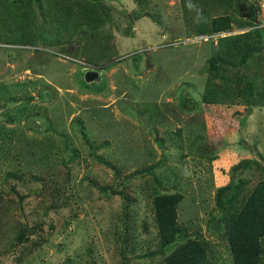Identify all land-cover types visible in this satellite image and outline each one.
<instances>
[{"label":"rangeland","instance_id":"374dc122","mask_svg":"<svg viewBox=\"0 0 264 264\" xmlns=\"http://www.w3.org/2000/svg\"><path fill=\"white\" fill-rule=\"evenodd\" d=\"M237 1L0 0V264H165L159 194L183 197L173 248L200 241L209 264H233L226 233L264 181V106L202 94L219 38L250 29L205 32L248 21ZM242 2L263 27L264 0ZM262 57L226 73L259 86Z\"/></svg>","mask_w":264,"mask_h":264},{"label":"trees","instance_id":"16d2710c","mask_svg":"<svg viewBox=\"0 0 264 264\" xmlns=\"http://www.w3.org/2000/svg\"><path fill=\"white\" fill-rule=\"evenodd\" d=\"M135 1L139 5L143 0ZM203 1L218 4L220 0ZM247 6L248 8L252 7L249 4ZM252 8L254 9V7ZM77 26L81 27V25ZM233 26L237 29L250 26V29L242 34L219 38L217 50L209 61L210 78L202 94V103L205 106H228L240 98L247 105V111L250 113L252 107L257 104L264 106V81H261L258 86L257 81L247 75L229 76L226 73V66L230 63L237 67L247 66L249 62H253L256 56L263 54L264 26L261 27L252 20L243 21L224 14L212 18L205 28V32L210 34L211 38L215 35L229 34V31L232 32ZM89 27L94 30L93 25H89ZM216 81H221V85H216ZM189 105L190 109H196L198 106L195 102H191ZM234 197V187L231 186L221 188L217 194L221 206L232 202ZM182 199L183 197L179 194H159L153 200L159 245L170 250L165 264H209L206 248L200 241L187 239L181 245L173 248V245L181 237L177 206ZM226 236L233 264H261L264 253V181L257 183L247 196ZM18 237L21 238L22 235Z\"/></svg>","mask_w":264,"mask_h":264},{"label":"water","instance_id":"95a60500","mask_svg":"<svg viewBox=\"0 0 264 264\" xmlns=\"http://www.w3.org/2000/svg\"><path fill=\"white\" fill-rule=\"evenodd\" d=\"M237 5H238V11H239L240 15L243 18H248L249 20H252L255 23L256 17H257L255 9L251 8V10L249 11V8H248L247 4L242 2V0H238L237 1ZM98 77H99L98 72L90 70V71L85 73L84 81L87 82V83L88 82H92V81H95L96 79H98ZM111 195L112 196H115V195L121 196L122 193L121 192L112 191Z\"/></svg>","mask_w":264,"mask_h":264},{"label":"clouds","instance_id":"9594fccd","mask_svg":"<svg viewBox=\"0 0 264 264\" xmlns=\"http://www.w3.org/2000/svg\"><path fill=\"white\" fill-rule=\"evenodd\" d=\"M215 36H221V35H215ZM215 36H214V37H215ZM93 71H94V70H93ZM96 72H97V71H96ZM98 74H99V73H98Z\"/></svg>","mask_w":264,"mask_h":264},{"label":"flooded vegetation","instance_id":"af4514ba","mask_svg":"<svg viewBox=\"0 0 264 264\" xmlns=\"http://www.w3.org/2000/svg\"><path fill=\"white\" fill-rule=\"evenodd\" d=\"M252 7H249V11L251 10ZM254 12V11H253Z\"/></svg>","mask_w":264,"mask_h":264}]
</instances>
